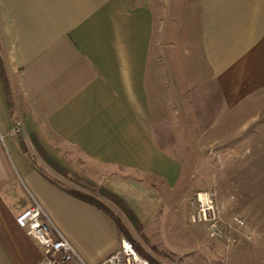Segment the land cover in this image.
Wrapping results in <instances>:
<instances>
[{
  "label": "crops",
  "instance_id": "crops-1",
  "mask_svg": "<svg viewBox=\"0 0 264 264\" xmlns=\"http://www.w3.org/2000/svg\"><path fill=\"white\" fill-rule=\"evenodd\" d=\"M154 22L149 7L127 0H0V264H40L41 248L15 222L34 202L84 264L125 240L108 214L68 191L90 194L34 167L33 142L69 176L119 197L181 263L204 250L189 256L190 232V247L173 242L189 222L170 194L182 172L175 88L161 99ZM200 28L222 95L264 87V0H201ZM237 78L243 92L231 84ZM15 124L20 134L10 136Z\"/></svg>",
  "mask_w": 264,
  "mask_h": 264
},
{
  "label": "rangeland",
  "instance_id": "rangeland-1",
  "mask_svg": "<svg viewBox=\"0 0 264 264\" xmlns=\"http://www.w3.org/2000/svg\"><path fill=\"white\" fill-rule=\"evenodd\" d=\"M127 1L143 3L153 11L151 54L158 60L155 63L160 72L161 99L167 101L175 88V150L182 172L171 196L182 202L180 208L189 218L196 195L214 193L217 203L225 205L227 215L241 216L247 222L253 239L240 240L228 247L224 242L209 239L203 227L183 220L178 229L182 238L175 236L173 242L190 247L191 236L183 238L190 232L194 234L196 247L189 256L194 257L197 245L204 250H199L197 259L181 263V255L176 257L159 248L147 230L126 216L130 232L124 227L127 237L121 236L152 264H264V87H251L247 94L232 99L221 94L202 42L201 0ZM259 79L264 80V76ZM231 84L243 92V80L237 78ZM34 149L35 168L55 183L81 188L113 214L116 212L119 219L121 214L113 205L119 207L107 196L57 170L35 145Z\"/></svg>",
  "mask_w": 264,
  "mask_h": 264
},
{
  "label": "built area",
  "instance_id": "built-area-1",
  "mask_svg": "<svg viewBox=\"0 0 264 264\" xmlns=\"http://www.w3.org/2000/svg\"><path fill=\"white\" fill-rule=\"evenodd\" d=\"M20 134V125L15 124L10 136ZM15 222L25 234L41 248L40 264H84L70 242L54 226L42 207L34 202L21 211ZM190 225L201 226L211 240L234 246L238 241L251 242L246 221L238 215H227L224 204L217 203L212 192L196 195L195 204L189 215ZM99 264H152L141 257L128 240L120 242L119 249Z\"/></svg>",
  "mask_w": 264,
  "mask_h": 264
},
{
  "label": "trees",
  "instance_id": "trees-1",
  "mask_svg": "<svg viewBox=\"0 0 264 264\" xmlns=\"http://www.w3.org/2000/svg\"><path fill=\"white\" fill-rule=\"evenodd\" d=\"M1 74L3 75V72L1 70ZM4 82V85H5V91H7V86H6V80H3ZM33 144L35 145V147L37 148V150L41 151V153L43 154V156L50 162L53 163V166H55L57 168V170L69 175V173L65 170H63L59 165H57L49 156H47L45 154V152L41 149V147L39 145H37L35 142H33ZM72 178L75 179L76 182H78L79 184H81L82 186H87L93 190H96L97 188L94 187L93 185L87 183V182H84L82 180H79L77 179L76 177L74 176H71ZM99 193L107 196L114 204H116L119 209L122 211V213L133 223L135 224H139L136 220V218L134 217L133 213L130 211V209L127 207V205L119 198L117 197L116 195L114 194H111L109 192H107L106 190H103V189H99L98 190ZM69 194H71L72 196L86 202V203H89L91 205H94L96 206L97 208L101 209L102 211H104L106 214H108L115 222L116 224V227H117V231L120 235L122 236H126L127 237V233H126V230L124 228V226L121 224V222L119 221L118 218L115 217V215L106 207L104 206L103 204H101L99 201H97L95 198H93L92 196H89V195H86V194H82L80 192H76V191H71L69 190L68 191ZM129 241V240H128ZM133 245V244H132ZM134 247V245H133Z\"/></svg>",
  "mask_w": 264,
  "mask_h": 264
}]
</instances>
